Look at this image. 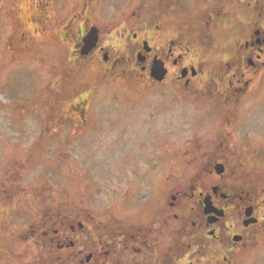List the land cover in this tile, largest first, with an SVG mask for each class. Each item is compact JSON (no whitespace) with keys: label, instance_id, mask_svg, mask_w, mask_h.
<instances>
[{"label":"rangeland","instance_id":"rangeland-1","mask_svg":"<svg viewBox=\"0 0 264 264\" xmlns=\"http://www.w3.org/2000/svg\"><path fill=\"white\" fill-rule=\"evenodd\" d=\"M74 1L0 0V159L19 166L13 177L20 184L13 187L17 195L24 189L25 200L26 192H34L32 198L38 195L50 213L65 219L90 215L98 224L107 214L149 223L165 216L172 201L178 238L185 218L196 216L197 191L214 182V131L225 135L245 123L261 128L251 136L254 159L247 162L248 177L257 187L263 184L262 62L239 102L190 96L179 86L166 90L128 70L136 52L108 29L99 32L101 50L95 46L81 58L80 35L71 22ZM140 1L143 29L151 24L152 1ZM230 49L191 53L200 52L203 68L215 75L228 68ZM206 86L213 88V82ZM231 106L238 107L230 112ZM229 150L224 156L232 166ZM28 208L31 218L36 209ZM259 212L263 218L264 210ZM261 222L226 259L195 256L190 264H264ZM179 242H173L175 257Z\"/></svg>","mask_w":264,"mask_h":264},{"label":"flooded vegetation","instance_id":"flooded-vegetation-1","mask_svg":"<svg viewBox=\"0 0 264 264\" xmlns=\"http://www.w3.org/2000/svg\"><path fill=\"white\" fill-rule=\"evenodd\" d=\"M151 1V24L142 29L140 0H75L71 22L80 35L78 52L87 32L95 28L99 40L101 28L108 29L121 35L120 45L133 49L136 56L139 52L143 55L128 68L141 79L145 75L166 90L179 86L190 96H219L225 103L241 101L253 85L251 73L259 62L264 64V0ZM229 48L228 68L215 75L203 68L200 52L191 53L192 49ZM154 60L161 61L165 71L161 79L152 74ZM111 65L116 66V61ZM209 82L213 88L206 86ZM237 107L231 106L234 110L230 112ZM260 130L245 123L231 127L225 135L217 128L212 141L199 139L214 145L215 178L197 191L196 216L185 218L178 238H173L172 201L165 216L145 224L137 218H110L109 214L100 224L90 215L65 219L50 213L51 207L37 199L38 195L32 198L34 192H26L25 200L24 189L17 195L19 189L13 187L20 184L13 177L19 166L14 169V164L0 159V264H190L195 256L220 255V260L226 259L237 242L252 238L253 227L264 218L259 212L264 210V177L257 187L248 177L247 162L254 159L251 136ZM258 143L264 144V138ZM226 150L234 157L232 166L224 156ZM262 157L264 160V154ZM218 163L222 164L221 172L216 171ZM237 169L245 178L239 177ZM40 187L44 186H37L42 193ZM206 199L214 210L205 211ZM30 205L36 209L31 218ZM220 210L222 215L218 216ZM250 217L255 221L246 222ZM178 241L181 253L175 257L173 242L176 245Z\"/></svg>","mask_w":264,"mask_h":264},{"label":"water","instance_id":"water-1","mask_svg":"<svg viewBox=\"0 0 264 264\" xmlns=\"http://www.w3.org/2000/svg\"><path fill=\"white\" fill-rule=\"evenodd\" d=\"M97 41H98L97 30L95 28L91 29L89 32H87V34L83 38V44H82V46L80 48V53L82 55L87 54L92 48H94L96 46ZM137 59L139 61H141L143 59V55L140 52L137 54ZM161 66H162L161 61H159V60H154L153 61L152 74L158 79H161L162 76L164 75V72H165L164 69H162ZM222 170H223L222 164L218 163L216 165V171L217 172H221ZM209 204H210V201H208V199H206V207H205V211L206 212L214 210L213 208H211L209 206ZM217 215L218 216L222 215V211L221 210L217 211ZM254 221H255V218L254 217H250V218L247 219L246 222H254Z\"/></svg>","mask_w":264,"mask_h":264}]
</instances>
